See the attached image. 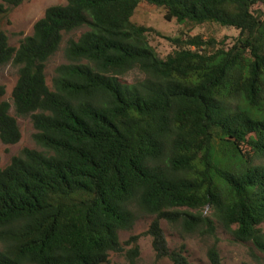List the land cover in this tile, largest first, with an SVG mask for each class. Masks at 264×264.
Listing matches in <instances>:
<instances>
[{
    "label": "trees",
    "instance_id": "1",
    "mask_svg": "<svg viewBox=\"0 0 264 264\" xmlns=\"http://www.w3.org/2000/svg\"><path fill=\"white\" fill-rule=\"evenodd\" d=\"M23 1L0 0V15ZM141 3L238 34L167 37L160 58L152 29L132 21ZM263 11L264 0H66L17 47L0 29V66L18 72L11 102L0 99V141L18 143L17 118L29 117L41 148L0 167V264H111L123 252L134 264L138 237L125 250L119 234L139 213L154 216L146 233L172 264L190 262L161 220L213 238L210 264H222L218 228L264 253ZM79 29L48 85L46 62Z\"/></svg>",
    "mask_w": 264,
    "mask_h": 264
},
{
    "label": "rangeland",
    "instance_id": "2",
    "mask_svg": "<svg viewBox=\"0 0 264 264\" xmlns=\"http://www.w3.org/2000/svg\"><path fill=\"white\" fill-rule=\"evenodd\" d=\"M66 0H25L18 6L8 7L5 14L0 15V29L5 31L10 45L17 47L20 40L33 32L34 23L43 17L45 10L54 5L65 4ZM259 8V6L255 7ZM264 13V11H263ZM165 9L155 7L146 3H141L137 7L132 21L139 25L150 27L152 31L147 33L149 44L154 48L160 58H165L174 46L167 37H177L180 34L201 35L203 37H213L217 41L231 43L237 36L238 31L233 27H223L218 24L195 25L188 23L178 24L174 19L167 21L164 18ZM85 29H79L73 34L65 35L60 45V49L52 55L45 65V77L48 85L51 86L55 68L66 62L63 48L69 36L77 37ZM138 70H132L121 77V80L130 82L138 78ZM17 67L11 64L0 66V87H3V95L0 99L11 102V92L17 81ZM13 114V108L10 109ZM18 125L21 138L18 143L5 145L0 141V167H5L12 156L20 153L21 149L33 148L40 150L32 138L35 129L29 117H18ZM264 163V161H262ZM154 216L143 213L138 214V220L131 230L120 231V240L125 250L130 245L125 244L131 236L138 237L139 257L134 264H172L168 257L158 258L153 248L152 238L146 233ZM164 231L167 246L170 250H183L190 264H210L207 251L214 243V239L200 232L189 234L184 232L179 226H172L164 220L160 221ZM264 232V223L261 225ZM216 247L219 251L222 264H264V253L259 252L250 242H238L231 234L222 228H218L216 233ZM111 264H130L125 257V253H110Z\"/></svg>",
    "mask_w": 264,
    "mask_h": 264
}]
</instances>
